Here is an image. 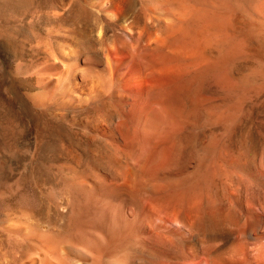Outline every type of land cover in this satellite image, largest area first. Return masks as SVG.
Returning a JSON list of instances; mask_svg holds the SVG:
<instances>
[{
  "label": "bare ground",
  "instance_id": "6f19581e",
  "mask_svg": "<svg viewBox=\"0 0 264 264\" xmlns=\"http://www.w3.org/2000/svg\"><path fill=\"white\" fill-rule=\"evenodd\" d=\"M138 1L134 16L128 0L94 2L121 31L100 57L72 31L34 70L31 105L99 104L81 124L95 143L94 172L61 174L66 230L27 213L0 222L15 257L4 264H264V192L239 186L229 209L211 198L205 175L191 176L200 159L177 105L178 80L208 67L198 59L209 45L229 56L264 52V0ZM189 115L186 104L181 125ZM249 168L264 181L256 163Z\"/></svg>",
  "mask_w": 264,
  "mask_h": 264
},
{
  "label": "rangeland",
  "instance_id": "374dc122",
  "mask_svg": "<svg viewBox=\"0 0 264 264\" xmlns=\"http://www.w3.org/2000/svg\"><path fill=\"white\" fill-rule=\"evenodd\" d=\"M95 1L0 0V222L27 213L66 230L69 206L61 174L94 172L90 147L95 143L81 124L101 112L97 101L59 100L38 107L26 94L36 90L33 73L46 48L64 45L72 31L86 34L95 57L119 39V26L103 17ZM126 7L131 16L141 10L138 0H128ZM208 47L198 59L208 67L193 65L188 83L177 82L178 124L192 137L194 159H200L191 176L204 174L209 196L229 209L230 194L239 186L264 192V181L249 168L254 162L264 170V52L230 57ZM186 104L190 115L181 125ZM12 247L0 230V264L15 260Z\"/></svg>",
  "mask_w": 264,
  "mask_h": 264
}]
</instances>
